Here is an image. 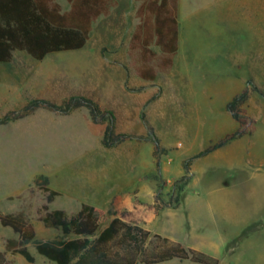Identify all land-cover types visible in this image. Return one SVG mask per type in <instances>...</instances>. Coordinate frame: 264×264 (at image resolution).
<instances>
[{
  "label": "crops",
  "instance_id": "crops-1",
  "mask_svg": "<svg viewBox=\"0 0 264 264\" xmlns=\"http://www.w3.org/2000/svg\"><path fill=\"white\" fill-rule=\"evenodd\" d=\"M56 2L63 7L62 9H67L68 4L66 1V6H63L60 0H56ZM184 3L185 0H178V13L181 19L184 14ZM258 13L259 17L257 22ZM244 15L248 20L247 24L250 27V35L252 36V40L246 46V51L249 53L245 56L247 61L245 63L247 66L255 68L258 74H251L244 78L242 80L243 88L232 97L239 94L246 87L249 89L248 84H261L264 76V0H244ZM180 42V30H178V50L173 58V65L168 72L157 73L154 81L141 79L135 74L134 70L129 76L125 75L123 67L129 66V60L112 63L108 59L100 58L96 53L93 57L92 54H89L83 58L79 57L78 59H67L62 60V62H57L56 59L50 58L56 52L47 54L41 60H36L30 57L25 51L15 50L12 53L10 61L0 63V79L4 82V86L0 88V107H5L6 109L3 114L20 109L27 100L32 98L45 99L56 104L61 103L64 99L73 95H83L92 99L95 98V96L93 97V92H97L100 88L98 93L100 97H104L105 95L106 98L114 100L121 98L118 96H130L134 93L142 92L144 98L137 115L140 120L139 114L144 104L157 93L154 87H156L155 83L158 82L159 74L165 75L158 82L160 93L157 98L144 107L146 124L153 129L160 148L164 149V153L158 157L154 156V145L151 141L131 139L112 147L103 146L101 142L104 125L93 123L89 112L84 107L76 108L67 114H58L44 108H38L21 119L9 122L12 124H29L35 122L39 124L49 123L51 125H57L72 121L74 122V128L72 127L71 130L68 129L64 134V137L69 139V143L72 141L71 144L73 143L75 145L77 141H82L84 138L91 137L93 139L91 145L89 144L91 146L89 149L81 150L77 157V154H75L74 161H79L80 165L76 168L73 167L72 170L69 168V172L71 173L66 174L65 185L56 184L55 180L60 181L61 177L59 174H53L54 181L52 190L58 194L51 202H54L56 198L62 197L61 192H65L72 196L70 197L72 202L75 201L79 206L81 204H88L104 211L111 208L121 220L128 223H136L152 233H157L161 236L163 235L157 231L158 225L162 226L163 224L164 227H167L173 223V212L180 210L184 204V198L181 194L183 195L185 188L190 185L198 186L202 194V196L198 195L193 199L195 200V211L201 209L203 205L210 210H228L231 212V216L237 211L251 210L252 206L250 205L253 196L256 195L258 189L264 188V186L259 187L260 184H257V181L255 182V180L264 179V175L259 173L260 168L258 167L262 161H256L258 164L257 167L252 168L254 162L250 158L251 156L248 150L251 144L250 138L255 131V127H252L249 134L237 137L204 156L192 159L187 170L183 167V163L188 158L193 157L210 144L219 141L226 134L237 129L238 123L225 108L232 97L220 107L213 119L219 122L230 120L232 126L229 129L219 130L215 127L213 124L214 121L207 117L213 113L209 108L199 109L197 107L196 110L194 109L199 118L191 127L188 124H183V120L182 123H171L170 117L173 118V121L176 119L173 117V114L170 115L172 111H175L176 116H181L184 119L188 116L186 114V97L184 96L186 95L184 94L186 91L184 90L190 86V83L187 79L188 76L183 74L181 68L177 66L179 65L177 64V60L180 63L182 58V56L179 58L177 56L179 48H181ZM15 52L25 54L16 56ZM60 67L70 69H68L67 75L62 73L59 79H55L54 76L56 74L53 70L54 68ZM73 68H79V70H74ZM107 72L108 75L105 76ZM117 73L121 75L119 81L117 83L110 82V79ZM107 79L109 82H104ZM126 79L129 88L139 90H127L125 88ZM101 83H104V85H101ZM168 85L175 86L174 88L177 90L172 95V99H165L163 107L160 111H157L155 106L162 101L161 96L164 94L165 87ZM105 89L106 91L103 93ZM207 96L211 98L210 94ZM254 96H260L264 101V95L260 89H256L255 91L249 90V96L243 108L246 115L252 119L255 114L250 113L249 106L255 105L252 100ZM11 100H14V102L11 103ZM102 108L110 110L114 114V111L109 107L102 106ZM157 113H159L164 127L160 132L154 131L151 121L152 118L158 116ZM118 124V119L115 116V131L117 133H126L123 127ZM133 135H146V128L144 132ZM170 136L176 137V139L170 141L168 140ZM176 159L179 161L180 166L176 172H173L171 169H173L172 165ZM218 161H222L220 163H224L226 169L221 179L214 182L210 174H214V164L218 163ZM156 172H159V174L177 175L174 178L162 180L160 186L158 184V178L153 175ZM183 176H186L187 179L180 191L178 204L174 207L163 206L156 210L155 196L159 194L165 195L166 190L173 187V181H177ZM26 194H29V191ZM205 196L214 197H211V200L209 197L205 198ZM235 196H238L240 199L237 201ZM24 199L25 197H21L17 205L9 203L6 209L7 213H16L22 210L23 205L26 204ZM12 200V197H6V201ZM50 203H48V209ZM60 208L58 210L64 209L67 211L65 207ZM68 212L69 215L76 213L70 209ZM32 225L36 239H53L60 234L59 231V234L58 232L57 234L53 233L51 237H39L45 230L53 228H44L43 224H41L42 226H38L34 222H32ZM244 234L245 232H243ZM218 235L219 238L217 237V240L221 241L220 233ZM165 237L171 239L167 236ZM190 237L191 239H186L182 244L219 260L213 254L217 251V245H215L214 240L196 233H192ZM7 240H18V234L10 227L0 224V253H4V258L12 261V264H15L17 261L21 262V259H24L21 255L11 254L9 251H6L5 243ZM187 241L190 244L187 245L185 243ZM236 242L234 241L232 243L235 244ZM204 244L207 245L206 249H202L205 246ZM226 248L228 249L230 246L228 245Z\"/></svg>",
  "mask_w": 264,
  "mask_h": 264
},
{
  "label": "rangeland",
  "instance_id": "rangeland-1",
  "mask_svg": "<svg viewBox=\"0 0 264 264\" xmlns=\"http://www.w3.org/2000/svg\"><path fill=\"white\" fill-rule=\"evenodd\" d=\"M63 6H66L64 0H60ZM116 5L110 9L107 16H100L92 25V31L85 46L78 50L56 52L50 58L56 59L57 62L67 59L83 58L86 55L95 53L100 58L108 59L112 63H119L121 60H129L127 55V45L130 35L137 23L135 10L138 6L137 0H115ZM184 14L182 19L179 18L178 24L180 30L181 42L178 52V58L182 56L180 63L177 65L181 72L187 75L190 86L186 91V114L184 119L176 116L175 111L171 112V123L181 122L193 126L199 116L195 111L209 108L212 114L208 119L213 120L215 113L225 104L235 93L243 88L242 80L251 74H258L253 67L247 66L245 56L249 53L246 46L252 40L251 30L247 18L244 15V0H185ZM63 8V7H62ZM186 17V18H185ZM259 13L257 16L258 22ZM158 52L157 47H152ZM98 50V51H97ZM16 56L25 54L15 52ZM26 56V55H24ZM246 62V63H245ZM124 74L129 76L133 73L130 65L124 66ZM52 69V68H50ZM65 67L54 68L55 79H59L62 73L68 74ZM79 70V68H73ZM108 75V72L105 76ZM110 75V74H109ZM111 76V75H110ZM120 74H115L110 82L117 83ZM165 77L159 74L158 82ZM54 79V80H55ZM127 81V79H126ZM104 82H109L105 80ZM155 83L154 90L157 91L159 83ZM3 81L0 79V88ZM174 83V81H173ZM128 84V82H127ZM104 85V83H101ZM175 86L168 85L161 96L162 101L155 106L157 111L163 107L165 99H172L175 93ZM258 87V88H256ZM261 90L264 95V76L261 84H249V90ZM100 88L93 92L92 98L99 106L109 107L114 111L119 126L128 134H140L144 132L145 127L138 119L137 115L141 109L143 94L134 93L132 95L118 96L116 100L100 97ZM106 89L103 91V93ZM102 93V94H103ZM210 94L211 98H208ZM120 95V94H119ZM117 96V95H116ZM254 106H249V111L255 121L253 127L255 131L250 138L249 147L250 158L253 160V167H257L256 161H262L259 173L264 175V101L260 96L253 97ZM14 100H11V103ZM169 106V105H167ZM168 109V108H167ZM195 109V110H194ZM5 107H0V117ZM167 111V110H166ZM260 113V114H259ZM152 118L154 131L160 132L164 129L160 115ZM169 116V114H167ZM150 121V123H151ZM214 121V120H213ZM213 124L217 129H229L232 126L230 120L214 121ZM74 128V122L66 124L51 125L49 123H22L0 125V213H7L6 209L9 203L17 205L21 197H25L26 204L23 205L22 212L26 219L38 226H42L39 216L40 204L44 203L45 194L38 188V182L43 178L46 179V185L53 189V174H59L61 180H55L56 184L65 185V176L70 174V170L80 165L79 161H74L83 149H89L93 139L84 138L77 141L75 145L69 139L64 137L68 129ZM176 137L170 136L168 140L174 141ZM131 140V139H128ZM71 145V146H69ZM79 158V157H78ZM77 158V159H78ZM214 164V174H210L212 181L217 182L224 175L226 169L224 163ZM179 161L173 162L171 171L179 169ZM158 178V184L167 178H174L177 174H153ZM254 180V179H253ZM260 186H264V179L255 180ZM179 183L173 181L172 186L166 190V194H159L161 202H171L177 192L176 187ZM160 190V188H159ZM29 191V194H26ZM181 196L184 198L178 211L173 212V223L164 227L158 225L157 231L164 237L171 238V241L184 243L186 239H191L190 235L196 233L205 235L215 241L217 251L215 254L219 260L217 264H264V188L258 189L251 202V210L237 211L231 216L228 210L208 209L204 205L198 211L194 210V198L202 194L198 186H188ZM43 194V197H42ZM49 204L48 210L65 207L66 214L69 215V209L73 212L79 209V204L72 202V196L65 192ZM180 194V193H179ZM12 197V201H6V197ZM20 196V198H18ZM67 196V197H66ZM212 200L214 196H205ZM212 197V198H211ZM70 198V199H69ZM238 201L240 198L235 196ZM73 199V198H72ZM60 208V209H62ZM16 212V213H18ZM32 221V222H31ZM44 226V225H43ZM44 228H46L44 226ZM166 230V231H165ZM59 234L58 229H47L39 237H51L53 233ZM243 232L245 234L243 235ZM220 233L221 241L217 240ZM237 241L235 244L232 242ZM190 244V242L188 243ZM202 249H206V244ZM230 248H226V246ZM28 251L34 256V262L31 264H53L34 251L32 245L26 246ZM15 264H29L24 259ZM158 264H192L188 260L172 259L170 261Z\"/></svg>",
  "mask_w": 264,
  "mask_h": 264
},
{
  "label": "trees",
  "instance_id": "trees-1",
  "mask_svg": "<svg viewBox=\"0 0 264 264\" xmlns=\"http://www.w3.org/2000/svg\"><path fill=\"white\" fill-rule=\"evenodd\" d=\"M65 1L67 9H62L56 0H0V63L10 61L15 50L25 51L30 57L41 60L49 53L81 49L88 41L96 19L107 16L116 5L115 0ZM137 1L135 17L138 21L128 41L127 55L137 76L154 81L157 73H166L171 69L178 50V0ZM152 47H157L158 52ZM125 88L139 90L129 88L127 81ZM159 93L160 88L146 101L139 114L146 128L144 136L117 133L113 112L83 95L70 96L59 104L45 99H29L20 109L2 115L0 125L21 119L38 108L67 114L84 107L93 123L104 125L103 146L112 147L128 139L151 141L154 156L158 157L164 153V149L160 148L153 129L146 124L144 107L155 100ZM248 96L249 89L246 87L225 106L238 123L237 129L188 158L183 163L185 170L192 159L250 133L255 121L246 115L243 108ZM186 179L183 176L176 181L179 184L173 204L170 201L161 202L159 196H155L156 210L178 204L179 193ZM38 188L45 194L44 203L39 208L42 212L39 220L45 227L58 229L60 234L57 237L36 239L32 223L22 212L0 213V224L18 234V240L6 241V251L21 255L28 263L34 262V256L26 247L28 244L53 264H158L172 259L196 264L218 263L217 259L201 251L152 233L136 223L121 220L111 208L104 211L81 204L79 210L71 215L58 209L50 211L48 203L58 193L46 186L45 178L38 182ZM0 264H12V261L6 260L4 253H0Z\"/></svg>",
  "mask_w": 264,
  "mask_h": 264
}]
</instances>
